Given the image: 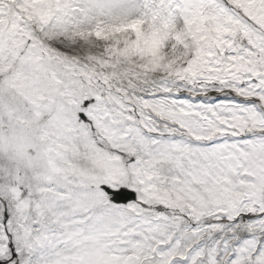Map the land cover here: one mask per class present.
Instances as JSON below:
<instances>
[{"label":"snow or ice","instance_id":"1","mask_svg":"<svg viewBox=\"0 0 264 264\" xmlns=\"http://www.w3.org/2000/svg\"><path fill=\"white\" fill-rule=\"evenodd\" d=\"M0 264H264V0H0Z\"/></svg>","mask_w":264,"mask_h":264}]
</instances>
